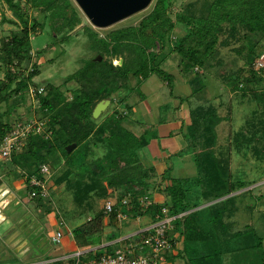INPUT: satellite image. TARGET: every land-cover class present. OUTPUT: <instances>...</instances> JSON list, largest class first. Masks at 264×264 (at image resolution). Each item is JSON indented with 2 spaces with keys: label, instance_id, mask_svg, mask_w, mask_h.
I'll return each instance as SVG.
<instances>
[{
  "label": "trees",
  "instance_id": "1",
  "mask_svg": "<svg viewBox=\"0 0 264 264\" xmlns=\"http://www.w3.org/2000/svg\"><path fill=\"white\" fill-rule=\"evenodd\" d=\"M22 1L0 0L14 17H2L1 23L19 27L18 31L12 32L9 38H3L0 42V105L8 104L10 109L12 105L9 101L12 97L23 95L30 87L35 90L42 88L35 100L41 112L39 119L45 121L49 134L47 137L42 134L28 136L23 150L11 156L13 164L21 171L22 179L26 182L25 188L29 192L32 190L29 186L32 176L42 179L35 166L41 162L55 164V161L51 162V158L56 151H62L69 169H74L76 173L81 168V172H77L81 174L80 180L73 183L78 184V198L85 195L89 197L95 193L107 199L106 201L115 202L110 215L105 214L104 203L102 210L73 229V239L77 247L86 248L99 244L97 240L103 232V220L106 217L115 219L119 209L124 210L130 217L151 214L155 219L156 216L162 217L161 210L167 207L168 216L183 214L172 221V229L182 237L183 246L178 251V256L184 260V264H223L222 256L227 252L226 247L229 249L230 246V238L227 237L230 235L231 224L224 221L227 218L224 215L225 205L233 201L234 196L238 195L236 192L256 182L233 180L232 173L227 171L225 177L223 170L215 167L218 163L213 149L217 136L215 127L221 118H214L212 107L199 106L190 112L191 122L187 127L190 134L188 140H185L188 148H196L197 134L203 126L204 133L199 135L204 137L201 144L204 148L199 154L202 161H206L205 170L210 172V180H203L205 184L202 186V196L205 199L229 197L207 206L205 209L209 214L203 216L202 209L194 210L197 205L191 206L188 202L185 180L170 177V165L161 174L160 181H152L154 170L142 165L139 154V150L148 145L150 138L136 136L125 128L123 117L116 111L100 122L93 119L92 112L98 101L110 98L120 88L121 82H125L130 75L146 79L152 73L157 74L171 92L174 77L161 67L171 53L179 56L177 68L184 81L195 85L200 75L195 69L213 68L214 63L209 60L213 58L218 46L232 49L243 60V64L231 75H217L221 84L233 93L240 91L243 97L249 96L264 104V81L253 68L256 58L264 53V0H204L200 7L202 11L198 15L193 2L188 3L183 12L172 15L175 0H156L151 12L137 26L117 30L108 40L97 38L93 32H89L91 47L110 59L90 60L68 76L67 81L75 80L84 85L81 90L73 93L70 100H66L61 86L51 83L40 86L34 82L33 79L38 75L35 64L30 71L26 70L31 58L30 36L37 33L41 26L23 10ZM26 1L32 9L41 12L52 7L51 2L45 5L42 0ZM56 12L55 16L58 17L55 18L66 22L73 29L74 11L69 13L68 9L59 5ZM176 25L184 27V34L172 37ZM166 49L168 51L165 53ZM120 58L123 59L120 65H112V59ZM100 91L103 93L100 94ZM6 114L7 111L0 114V143L13 128L9 122L2 121ZM258 123L263 127L261 133L264 137V117ZM251 126L253 127L252 123L246 127ZM246 131L247 129L235 134L236 150L246 152L249 147H253L252 141L244 138ZM240 137L244 139L241 140ZM71 144H75V150L79 148L77 151L81 150L82 153H78L79 158H82L78 166L72 165L70 153L66 151V147ZM95 148L102 149L103 154L96 156ZM251 149L257 154L256 148ZM86 157L89 160L84 161L83 158ZM68 174L69 171L66 176ZM85 178L88 182L84 181ZM154 190L161 193L167 202L162 205L153 203L147 208L140 206L138 198L150 196ZM249 192L251 189L239 194L245 195ZM126 197L129 204L121 206V201ZM246 232L238 231L235 234L241 235L249 243L251 234L247 232L245 237ZM185 241L199 242L207 251L197 254L195 250L184 247ZM99 256L101 255L97 258Z\"/></svg>",
  "mask_w": 264,
  "mask_h": 264
},
{
  "label": "rangeland",
  "instance_id": "2",
  "mask_svg": "<svg viewBox=\"0 0 264 264\" xmlns=\"http://www.w3.org/2000/svg\"><path fill=\"white\" fill-rule=\"evenodd\" d=\"M42 1L45 5L51 2L52 7H49L47 11L41 12L40 10L32 9L26 0L21 2L23 10L28 13L30 19H35L41 26V29L37 31V33H32L30 36L31 58L26 66V70L27 72L30 71L35 64L38 69V75L33 79L34 82L40 86H44L46 83L61 86L60 88L64 92L66 100H70L74 95L73 93L77 90H81L84 85L75 80L67 81L68 76L82 68L90 60H97L99 57H101V61L103 59H110L105 54L101 55L98 50L91 47L92 41L89 38V32H93L97 38L108 40L111 34L117 30L137 26L151 12L156 0H152L146 8L106 27H97L90 23L74 0ZM203 1L204 0H175L172 15L175 12H183L185 6L192 2L195 4V11L198 15L202 11L200 7ZM59 5L68 9L69 13L74 11L75 26L73 29L69 28L66 22L55 18L58 17L55 16V14L57 13L56 11ZM2 17L14 19L7 6L1 2L0 42L3 38H9L12 32L19 30L18 26L1 23ZM183 34L184 27L176 25L172 37H179ZM167 44L169 43L167 42ZM216 48L213 58L209 60L210 63H214V67L195 69L196 72L200 74L198 82H196L194 86L175 83V94L186 99L187 96L195 91L193 98L189 99L186 103L189 108H196L198 106L208 108L214 106L212 108L213 111H211L214 118L216 120L219 117L221 118L220 121L218 120L220 122L219 125L215 128V131L217 130V136L213 149L214 156L218 162L215 167H219L223 170L224 175L228 172L232 173L233 180L256 182L246 189L236 192L238 195L234 196L233 201L225 205L226 210L224 211V215L227 218H225L224 221H235L237 222L236 230L242 231L246 229L248 234H251V238H249V240H251L250 244L248 243L245 251L241 250L240 252H235L237 255L234 256H226L229 260L231 258L234 259L231 264H237L238 261H242L241 263L243 264H263L264 198H262V196H264V137H262L261 133L263 127L260 126L258 120L264 117V104L262 101L253 99L249 96L243 97L240 91L233 93L221 84L217 75H231L236 68L243 64V60L241 56L232 51V49L222 48L220 46ZM167 51L168 49H166L165 53ZM170 57L171 58L167 60L166 64L161 65L162 69L168 74L176 70L179 60V56L176 53H171ZM111 61L112 65H118L120 62L122 63L123 59H112ZM163 83V79L154 73L150 74L146 79L130 75L125 82H121L120 88L118 87V90L113 93L110 98L98 101V103H100L109 100V104L102 110L100 115L95 118L96 122H100L107 117L109 118V116L116 111L123 117V125L125 128L128 129L125 125V121L129 120L134 126H130L132 130L128 129L129 131L134 130V133L138 132V136L144 135L146 138H151L154 134H157L152 123L157 124L158 120H162L163 122L168 117L172 119V114L174 112V106L171 103L169 104L168 101L161 102L163 93L169 90V87L163 85ZM30 89H32V87H30ZM30 89H28L26 93H23V95L11 98L9 104L12 105V108L9 109L8 104L0 105V114L6 111L8 112V114L3 115V122H9L14 127L36 119L39 120L41 112L38 109L35 97L29 92ZM102 93L103 92L100 91V94ZM143 97L147 99V105L146 103H141ZM154 99L155 101L153 102L152 100ZM161 103H165L167 108L163 109L165 111L161 110L162 112L158 114V109H160L158 105ZM146 108L151 109L156 116L152 113L149 116L153 115V117L148 118L143 115L142 119L140 113L144 109L146 110ZM188 115L190 116V113ZM250 123H252L253 127L247 128V124ZM186 128H184V139L188 140L190 133ZM246 129L247 131L245 132L244 138L250 139L253 147H249L246 152H243V150H236V148H234L236 139L235 134L237 132H243ZM201 133H204L203 126H201L197 134V147L191 146L185 151L186 153L183 152L181 156L185 160L184 167L186 168V165H188L190 170V177L183 178L186 183L187 200L191 206L197 205L195 210L202 209L201 215L203 216L209 214L208 210L205 209L207 206L215 204L229 196L224 198L221 197L220 199H214L212 197L205 199L202 196L201 191L203 190L205 181L208 182L210 180L208 176L210 172L205 170L206 161H202L201 155L199 154L204 148V146H201L204 140V137L199 135ZM244 138L242 137L241 140ZM230 145L232 148H230ZM251 148H256L258 151L257 154L254 153ZM78 149L75 150L74 148L71 151L73 152L75 150L73 153L69 152L72 165L75 166H78L80 164L78 162L82 160V158H79L78 154L80 152L82 155L81 150L78 152ZM94 151L96 156L103 154V150L100 148H95ZM140 151L141 150H139V154L141 155ZM77 154L78 157H76ZM12 157L4 160L0 159V176H5L3 180L5 185L22 201L21 207L26 204V206L32 210L34 218L38 220L41 219L49 206L51 209L58 211L59 214H57V218L59 217L64 222H68V225L74 226L75 222L84 221L92 217L97 211L102 210L103 204L107 199H103L95 193L89 197H86V195L81 198L77 197L76 189L78 184L73 183L75 180H80L81 174H77V172L80 173L81 168H79L76 173L74 169H69L67 160L63 158L62 151H56L51 158V162L55 161V164L51 165L45 162L48 164L51 173L47 183V185L50 186V198L46 200L31 199L29 197V191L24 187V183L26 182L22 179L20 174L21 171L13 164ZM87 159L89 160L88 157L83 158L84 161ZM48 160L50 161V158ZM39 165L40 164H37L35 166L37 170L39 169ZM67 171H69V174L66 176ZM199 180L202 181L199 182ZM84 181L88 182L86 178ZM249 189H251V192L248 194H239ZM230 196H233V194ZM251 201L255 203V205H251L252 208L247 205ZM218 208H221V206ZM19 211L18 209L16 212ZM25 214L26 211H24L23 215ZM74 215L75 218L73 217ZM23 218H25V223H30L31 214H26ZM52 218L55 219L54 214ZM19 219L21 220L20 215ZM170 234L172 235L173 231H171ZM254 234L256 236H254ZM47 235L48 239H50V234ZM227 238H230V245L235 242L233 236L231 237V235H229ZM239 239L240 238H236L237 245L240 243ZM184 247L191 251L195 250L197 254L207 251V248H202L199 242L188 243L185 241ZM226 249H228V246ZM115 250L116 247L113 249V252H115ZM225 253L226 252H224V254ZM226 256L222 259L223 264L228 263ZM176 261L184 264V260L179 256L176 258Z\"/></svg>",
  "mask_w": 264,
  "mask_h": 264
},
{
  "label": "crops",
  "instance_id": "3",
  "mask_svg": "<svg viewBox=\"0 0 264 264\" xmlns=\"http://www.w3.org/2000/svg\"><path fill=\"white\" fill-rule=\"evenodd\" d=\"M170 56L171 54L168 55L163 64L167 63V60L171 58ZM171 75L174 77L172 91H165L161 97V102L168 101L169 104L171 103L174 106L172 119L168 117L163 122L162 120H158L157 124L152 123V126L155 127L157 134H154L150 138L151 140L148 145L140 151V160L142 165L146 168H152L154 170V177L152 178L153 182L160 181V176L164 173L168 165L171 166V178L185 179L190 177L188 165H186V168L184 167L185 160L181 156V154L188 149L186 140L184 139V128H186L191 122L188 114L199 106L196 108H189V106L186 105L187 101L193 98L195 91L191 95L187 96L186 99H183L181 96H177L175 94V83L188 84L184 81V78L179 73L178 68H176ZM163 85H166V83L164 82ZM142 99L143 101H141V103H146L147 105V99L144 97ZM152 101L154 102L155 99ZM158 108H160L157 112L159 114V112L165 111L163 109L167 107L165 106V103H161L158 105ZM152 113L154 114L151 109L146 108V110L144 109L141 111L140 117L143 119V115H145L150 118L153 117V115L149 116ZM219 123L217 125H219ZM125 125L129 130H132L131 127H134L132 122L129 120L125 121ZM133 131L131 132L134 133ZM134 134L138 136V132ZM197 144L198 143L196 142L195 145L197 146ZM0 179L3 181L5 176H0ZM2 183L5 185L4 182ZM5 187L9 190L4 197L5 203H10H8L1 211V214L6 216V220L0 225V264H72V257L76 254H80L81 260L93 259L98 255L103 254L111 255L114 253L113 249L115 247L118 249L122 245H126L128 243L129 240L124 239H131V241L134 242L140 240L141 236H133L132 238L129 237L131 235H135L141 229L149 226L154 220L151 214H146L143 216L130 217L126 222L119 224L115 221V219L106 217L103 220V232L97 240L99 244L86 248H79L75 244L72 231L75 227L88 221L90 217L84 221H80L78 223L75 222V225L71 226L68 225V222H64L59 217L57 218V214H59L58 211L55 209L53 210L48 206V209L44 212V216L38 220L33 217L32 210H30L25 203V205L21 207L22 201L18 199L16 194L12 193L8 186L5 185ZM150 197L153 200V203L157 205H162L167 202L166 198L156 190L151 193ZM247 205L252 208L255 203L251 201ZM18 209L20 211L16 212ZM24 211H26V214H31L30 223L22 221L25 219L23 217L26 215H23ZM53 214L55 219L52 218ZM19 215L21 220L19 219ZM73 217L75 218V215ZM230 223V235L240 231L236 230L237 222L231 221ZM171 231H173V229H171L170 232ZM242 231H246V229H243ZM170 232L169 239L172 241L173 250L166 255V262L164 264H181L176 261V258L178 257V251L182 249V237L179 236L177 232H173L172 235ZM57 233L61 234V240L59 243H55L52 240ZM47 234H50V239H48ZM245 237H247V232L245 233ZM236 238H240V243L238 245L236 244ZM233 240H235V242L229 246L227 252L223 254L222 259L226 255L230 257L237 255L235 252L246 250L248 242L246 239L243 240L241 235L235 234ZM228 257V263L226 264L233 263L234 259L231 258L229 260ZM241 262L238 261L237 264H243Z\"/></svg>",
  "mask_w": 264,
  "mask_h": 264
},
{
  "label": "built area",
  "instance_id": "4",
  "mask_svg": "<svg viewBox=\"0 0 264 264\" xmlns=\"http://www.w3.org/2000/svg\"><path fill=\"white\" fill-rule=\"evenodd\" d=\"M253 68L264 81V53L256 58ZM29 92L33 97H36L42 92V88L38 90L32 88ZM38 134L45 135L46 137L49 135L44 120L36 119L19 126H14L0 143V159H9L13 153L21 152L25 146V139L28 136ZM39 174L42 179L32 176L29 180V186L32 188L29 192V197L31 199L46 200L50 198V189L47 183L51 173L48 164L40 163ZM138 203L143 208H147L153 204V201L150 196L145 195L138 198ZM128 204L129 199L127 197L121 201V206H127ZM114 205L115 202L113 200L105 202L104 212L106 215H110L113 212ZM167 209V207H163L161 210L162 217L156 216L149 226L129 237L141 236L140 240L134 242L131 239H124L129 240L126 245H122L111 255L103 254L98 258L81 260L80 254H76L72 257L73 264H164L166 262V255L173 250L172 241L169 239L167 233L172 229V221L176 217L183 215L168 216ZM129 218L130 216L121 209L115 214V221L119 224H122ZM52 240L55 243H59L61 234L57 233Z\"/></svg>",
  "mask_w": 264,
  "mask_h": 264
},
{
  "label": "water",
  "instance_id": "5",
  "mask_svg": "<svg viewBox=\"0 0 264 264\" xmlns=\"http://www.w3.org/2000/svg\"><path fill=\"white\" fill-rule=\"evenodd\" d=\"M88 21L97 27L109 26L125 17L130 16L144 8H146L152 0H74ZM101 61V57L97 59ZM121 62L119 63V65ZM109 104V100L102 101L96 105L92 112V117L97 118L102 110ZM76 147L71 144L66 147L69 153ZM0 179V225L5 222L6 216L1 214L5 206L10 203H5V196L9 190ZM13 216V214H12ZM25 221L24 219L22 220ZM21 223V222H20Z\"/></svg>",
  "mask_w": 264,
  "mask_h": 264
}]
</instances>
